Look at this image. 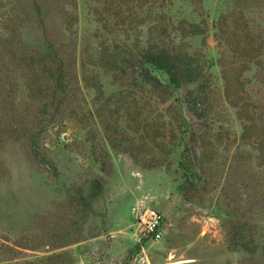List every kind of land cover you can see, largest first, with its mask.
<instances>
[{
    "label": "rangeland",
    "instance_id": "obj_1",
    "mask_svg": "<svg viewBox=\"0 0 264 264\" xmlns=\"http://www.w3.org/2000/svg\"><path fill=\"white\" fill-rule=\"evenodd\" d=\"M162 27L211 86L185 135L177 95L101 67ZM0 264H264V0H0Z\"/></svg>",
    "mask_w": 264,
    "mask_h": 264
},
{
    "label": "trees",
    "instance_id": "obj_2",
    "mask_svg": "<svg viewBox=\"0 0 264 264\" xmlns=\"http://www.w3.org/2000/svg\"><path fill=\"white\" fill-rule=\"evenodd\" d=\"M194 27L198 26L194 25ZM161 31L165 33L161 37V41L164 38L163 43H149L147 47L141 50H135L129 46H116L112 49L113 53L109 54L107 52L110 49L105 47L103 56H106L107 62L104 63L105 66L101 67L105 70L106 67L111 66L110 71L118 73L120 76L130 74L128 69H133L132 73L138 74L142 82H146V85L151 86L155 92L162 91L165 93L164 96L168 98H163L164 102L168 103L177 95L178 99L175 101L179 106L181 121L186 128L183 131L185 135L190 133V121L192 119L198 116L200 112L206 115L208 111L206 106L209 104L208 95L211 86L200 76L201 73L194 63L189 62L191 57L187 53H183L182 50L172 47L170 48L167 43L165 44L171 37L168 33V28L162 27ZM198 33L201 34V32ZM51 61L53 66L48 69L47 74L55 78L56 83H61L67 77L66 72L61 65L57 68L55 67V65L59 64L57 61ZM60 62L63 63V60H60ZM183 140L184 136L181 141ZM186 143L187 141L181 144V147L187 148L188 145ZM180 161L181 167L187 173L184 185L192 184L198 187L200 173L198 172V168L193 166L190 156L182 153ZM244 247L250 260L257 257V254L253 250L246 248L248 246Z\"/></svg>",
    "mask_w": 264,
    "mask_h": 264
},
{
    "label": "built area",
    "instance_id": "obj_3",
    "mask_svg": "<svg viewBox=\"0 0 264 264\" xmlns=\"http://www.w3.org/2000/svg\"><path fill=\"white\" fill-rule=\"evenodd\" d=\"M138 229L142 230L145 237L153 242H160L165 235V219L155 207L143 206L136 212Z\"/></svg>",
    "mask_w": 264,
    "mask_h": 264
}]
</instances>
